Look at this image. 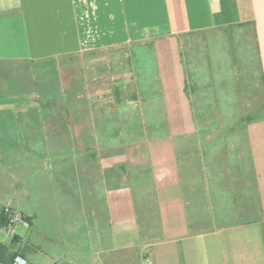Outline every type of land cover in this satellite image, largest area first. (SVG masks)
I'll return each instance as SVG.
<instances>
[{
  "label": "crops",
  "instance_id": "1",
  "mask_svg": "<svg viewBox=\"0 0 264 264\" xmlns=\"http://www.w3.org/2000/svg\"><path fill=\"white\" fill-rule=\"evenodd\" d=\"M248 26L253 43L245 57L236 61L207 57L206 70L211 68L212 75L204 90L210 93H256V67L264 93V0H0V62L37 63L151 42L160 93L172 118L169 136L148 144L146 172L128 174L124 165L132 160L114 154L99 157V169L90 177L78 163L69 170L67 149L51 153L50 162H45V147L67 141L38 137L36 124L16 121L26 111L32 114L33 107L0 106V210L6 202L12 203L28 222L23 230L32 225L24 214L33 218L42 212L46 224L61 222L56 236L74 242V250L64 246L60 252L69 261L48 264H264V119L246 122L243 145L237 140L238 149L231 148L233 156H222L223 168L215 153L206 152L211 143L203 140L206 151L198 159L204 163L199 172L210 178L203 191L193 184L196 157L178 155L175 145H183L184 136L196 132L186 116L190 105L179 38L234 33ZM210 50L208 56L213 54ZM232 65L241 68L233 73ZM6 113L13 117H5ZM230 136L228 132L221 139L222 148L232 144ZM221 171L226 178H236L241 193L229 185L218 187L215 179L222 178ZM198 191L203 198L220 199L228 208L241 210L239 220L197 228L191 212ZM101 198L105 234L95 213L84 219L86 203L95 212ZM70 209L77 220L71 219ZM18 255L33 264L30 254Z\"/></svg>",
  "mask_w": 264,
  "mask_h": 264
},
{
  "label": "rangeland",
  "instance_id": "2",
  "mask_svg": "<svg viewBox=\"0 0 264 264\" xmlns=\"http://www.w3.org/2000/svg\"><path fill=\"white\" fill-rule=\"evenodd\" d=\"M251 36L252 29L248 26L234 33H196L185 34L179 38L181 61L188 85L185 96L190 105V115L186 116L196 125V132L190 136L185 135L187 140L182 142L183 145H180L181 142L175 145L178 155L193 154L196 157L192 160L196 169L193 172V184L198 190L203 191L210 185V178L199 172L204 163L198 159L201 155L204 156V151L215 153L217 156L214 159L218 160L219 167L223 168L226 163L220 160L222 156H233V152H230L231 148L238 149L236 142L239 141L241 146L243 145V127L246 124L244 118L264 119V93L257 67L256 93H210L204 90V86H209L210 83L208 76L212 75L211 68H208V72L206 70L207 57L208 60H220L225 56L235 61L245 57L248 45L252 47ZM151 44L130 43L94 49L54 58L46 63L1 61L0 94L7 102L2 106L33 107L32 114L26 111L16 121L36 124L38 137L63 138L67 141L62 146L45 147L48 150L45 153L47 163L51 160V153L67 149L68 153L64 154V157L69 161V170L73 168L72 165L78 163L76 166L84 168L86 176L91 177L99 169V157L124 154L132 160L124 165L128 174H136L137 170L146 172L149 168L148 144L151 140L168 137V124L172 121L166 111L164 97L160 93ZM208 48L213 50L212 55L209 53L208 56ZM232 66L233 73L241 68L238 65ZM215 79L217 85H220L218 75ZM233 83L229 82L232 85ZM31 93V96L25 97ZM115 93H119V100L116 99ZM23 99L25 102L18 105L16 102L12 103ZM43 103L49 106V110L40 107ZM4 116L9 118L13 117V114L6 113ZM228 132L233 134L228 137L232 144L222 148L221 139L226 138ZM164 134L168 136H163ZM203 140L213 146L210 144L206 149ZM218 174L222 176L215 179L219 188L229 185L238 188L241 193L242 185H239L236 178H226L223 171ZM87 186L86 182V189ZM242 195L238 194V197L241 198ZM208 198L209 196L203 198V194L198 191L196 209L193 213L190 211L191 219H195L197 228L205 225L217 228L239 220L237 217L241 210L228 208L220 199L215 201ZM87 203L84 219L93 218L95 213L100 220L102 232L107 233L103 198L95 212ZM239 204L241 205V202ZM7 205L23 215L12 203L6 202L3 206ZM72 210H69L71 219L77 220L75 211ZM24 215L31 218V228L23 230L21 226L16 227L13 232L0 235V242L9 246L12 251L30 254L33 264H48L56 259L69 261V257L61 255L60 252L64 246L74 250V242H63L55 235L61 233V222L46 224L47 216L42 212L33 218Z\"/></svg>",
  "mask_w": 264,
  "mask_h": 264
},
{
  "label": "built area",
  "instance_id": "3",
  "mask_svg": "<svg viewBox=\"0 0 264 264\" xmlns=\"http://www.w3.org/2000/svg\"><path fill=\"white\" fill-rule=\"evenodd\" d=\"M2 212L6 220H5V223L0 228L1 236L7 235L13 232V230L16 227H19V226L27 227L28 226L27 220L17 211L13 210L9 205L3 206ZM12 264H28V263L23 257L16 255L12 261ZM56 264H67V263L63 262V263H56Z\"/></svg>",
  "mask_w": 264,
  "mask_h": 264
},
{
  "label": "trees",
  "instance_id": "4",
  "mask_svg": "<svg viewBox=\"0 0 264 264\" xmlns=\"http://www.w3.org/2000/svg\"><path fill=\"white\" fill-rule=\"evenodd\" d=\"M50 61H51V60H47V61H44L43 63L50 62ZM187 88H188V85H187V83H186V90H187ZM31 95H32V93L29 94V95H26L25 97H29V96H31ZM115 96H116V99L119 100V98H120L119 93H115ZM133 96H134V95H133ZM187 96H189V95H187ZM2 97H4V96L0 94V106H2L3 104H6V103H7ZM51 98H52V97H51ZM44 99H45V98H44ZM49 99H50V97H49ZM24 100H25V99L20 100V101H12V103H13V102H16L17 105H18V104H20V103H22V102H25ZM53 100H54V99H53ZM45 104H46V103H43V105L41 104L40 107L43 108V109H45V110H49V106L47 107V105H45ZM244 120H245L246 122H250L252 119H250L249 117H245ZM163 136H168V135H167V134H164ZM120 169L123 170V167L121 166ZM5 220H6V219H5V216L3 215L2 207H1V210H0V228H1V226L5 223ZM12 240H13V239H12ZM18 254H19V252H17V251H12V250L9 248V246H7V245H5V244H3V243L0 242V263H1V264H11L12 261H13V259H14V257H15L16 255H18Z\"/></svg>",
  "mask_w": 264,
  "mask_h": 264
}]
</instances>
